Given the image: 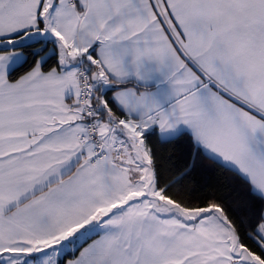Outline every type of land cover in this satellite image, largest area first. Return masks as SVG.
Returning a JSON list of instances; mask_svg holds the SVG:
<instances>
[{
  "label": "snow or ice",
  "instance_id": "1",
  "mask_svg": "<svg viewBox=\"0 0 264 264\" xmlns=\"http://www.w3.org/2000/svg\"><path fill=\"white\" fill-rule=\"evenodd\" d=\"M0 264H264V0H0Z\"/></svg>",
  "mask_w": 264,
  "mask_h": 264
},
{
  "label": "trees",
  "instance_id": "2",
  "mask_svg": "<svg viewBox=\"0 0 264 264\" xmlns=\"http://www.w3.org/2000/svg\"><path fill=\"white\" fill-rule=\"evenodd\" d=\"M169 151H173L171 146H169ZM181 151H182V146H177L174 149V158L177 160V162H179ZM205 167L209 170V177L211 183L213 184L216 183L217 179L221 178L220 170L216 169L213 165L208 164L207 162H205Z\"/></svg>",
  "mask_w": 264,
  "mask_h": 264
}]
</instances>
